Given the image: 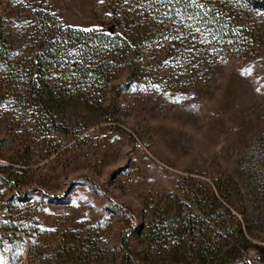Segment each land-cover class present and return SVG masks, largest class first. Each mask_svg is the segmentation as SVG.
Returning <instances> with one entry per match:
<instances>
[{"label": "rangeland", "instance_id": "obj_1", "mask_svg": "<svg viewBox=\"0 0 264 264\" xmlns=\"http://www.w3.org/2000/svg\"><path fill=\"white\" fill-rule=\"evenodd\" d=\"M40 9L64 26L110 24L106 0H0V264H122L127 253L137 264H216L222 254L202 252L214 239L179 222L166 239L179 254L150 240L161 219L193 206L186 177L207 199L221 190L227 227L238 222L264 244V10L254 12V54L223 56L195 84L157 90L126 87L123 70L107 88L108 114L73 106L60 130L4 73L31 65Z\"/></svg>", "mask_w": 264, "mask_h": 264}, {"label": "trees", "instance_id": "obj_2", "mask_svg": "<svg viewBox=\"0 0 264 264\" xmlns=\"http://www.w3.org/2000/svg\"><path fill=\"white\" fill-rule=\"evenodd\" d=\"M197 3L204 7L188 0H106V17L110 19L106 30L64 26L53 13L40 9L31 65L7 70L5 76L19 80L14 95L38 120L68 130L60 119L69 117L73 106L94 115L108 114L110 108L103 105L107 88L123 70L128 71L126 87L136 84L157 90L189 86L216 70L223 56L256 52L262 41L254 12L264 10V0ZM6 53L0 39V58ZM184 179L190 180L188 195L193 206L187 212L179 207L168 223L166 219L156 223L150 231L151 242L166 241L174 233L173 224L179 222L185 233L197 231L214 239L213 247L209 242L202 252L206 256L222 254L216 264H264V244L253 243L238 222L227 227L222 208L230 209L223 204L221 190H211L210 201L200 188L196 189L195 180ZM168 244L180 253L181 247ZM250 249L256 251V257L250 256ZM122 264L137 263L127 253Z\"/></svg>", "mask_w": 264, "mask_h": 264}, {"label": "snow or ice", "instance_id": "obj_3", "mask_svg": "<svg viewBox=\"0 0 264 264\" xmlns=\"http://www.w3.org/2000/svg\"><path fill=\"white\" fill-rule=\"evenodd\" d=\"M100 2L103 3L104 0H100ZM127 2H128V0H125V3H127ZM171 2H172V0H169V3H171ZM176 2L179 3L180 0H176ZM188 3L195 4L196 6L200 7L201 9L204 7L203 4H201V3H197V0H188ZM110 14H111V13H109V15H110ZM189 19H192V17H189ZM257 91H260V89H257Z\"/></svg>", "mask_w": 264, "mask_h": 264}]
</instances>
